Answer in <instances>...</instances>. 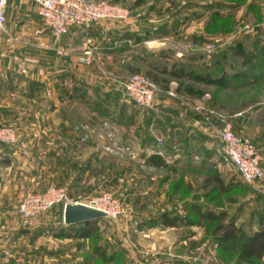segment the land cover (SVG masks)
<instances>
[{"label":"rangeland","instance_id":"1","mask_svg":"<svg viewBox=\"0 0 264 264\" xmlns=\"http://www.w3.org/2000/svg\"><path fill=\"white\" fill-rule=\"evenodd\" d=\"M205 1L118 0L113 4L129 12L126 22L114 23L148 27L149 33H152L150 36L158 38L155 41L159 44L165 42V47L173 48L172 55L183 60L182 63L191 61L196 67L211 66L218 71L222 67L229 73L240 71L248 75V78L231 82L224 88L194 85L191 80L182 79L183 85L193 84L195 88L204 90L205 95L201 99L177 94L178 82L173 81L176 85L172 84L168 92L154 83L157 90L150 107L156 99L164 98L159 97L164 93L167 95L165 98L181 105L182 111L193 114L191 116L207 132L204 134L207 139L195 141V146L184 154L172 153L161 129L144 130L142 124L147 117L142 112L144 108L137 106L124 91L123 83L131 75L147 77L146 73L150 71L148 62L155 61L159 70L161 60L166 57L165 51L154 53L151 60L147 57V62L142 61L141 52H137V58L131 61H117L97 54L99 47L89 38V65L96 63L98 58L105 59L94 65L106 72L118 89L114 92L124 97H105L106 103L98 111L89 104L87 117L82 121L75 117L73 111L69 124L83 129L82 138L89 142L88 147L81 150V155L78 151L73 156L71 150L67 151L61 145L57 152L62 155V160L73 157L72 164L60 160L56 166L46 164L41 167L40 178L33 182L29 191L42 192L54 186L64 190L68 203L88 204L92 199L109 197L111 202L103 206L115 215L97 220L96 229L89 238L56 236L54 255L48 225L46 229L36 228L33 223L43 213L55 210L56 231H59L65 225L63 203L29 218L18 214L25 225L24 242H19L17 246L16 231L13 232L10 227L4 230L8 240L3 253L10 255L9 264H17L12 259L16 256L23 259L19 264H237L235 258L228 259L205 237L201 225L169 227L160 223L164 212L183 213L180 208L182 203L191 200L192 194L199 192L201 185L206 187L210 177L221 178L232 187L241 184L238 190L234 187L229 195L226 194L239 198L235 204H229L230 214L240 206L243 215L238 222L255 219L251 207L264 209V177L256 182L254 188L242 183L218 143V130L229 124L236 136L248 139L257 148L264 166V0H235L239 4L225 8L223 11L229 13L212 22H209L210 9L196 4ZM142 17L146 22L140 19ZM130 18L133 22L129 21ZM238 47L244 53L241 58L234 53ZM215 61L216 66L213 64ZM136 69L139 72H135ZM153 71V74L158 72L156 69ZM80 108L78 106L79 111ZM82 108L84 110V104ZM134 110L137 111L135 123L132 116L129 118ZM59 120H56L57 126L60 125ZM118 132L123 133L122 137L130 136V144L127 140L121 141ZM135 134L136 138H133ZM144 141L150 142L147 144ZM156 151L162 152L167 159L166 167L145 163L144 154ZM73 161L79 163L75 165ZM80 174L83 175L81 181L71 180L72 175ZM187 183L191 184V190L185 189ZM258 199H261L260 202H257ZM255 216V221H258V215ZM73 227L78 229L79 226Z\"/></svg>","mask_w":264,"mask_h":264},{"label":"crops","instance_id":"2","mask_svg":"<svg viewBox=\"0 0 264 264\" xmlns=\"http://www.w3.org/2000/svg\"><path fill=\"white\" fill-rule=\"evenodd\" d=\"M107 1L115 3L118 0ZM131 18L129 21L133 22ZM140 19L146 22L143 17ZM148 30L142 25L104 21L89 28L71 27L66 35H56L45 26L35 2L8 0L4 30L0 33V122L15 127L17 139L11 144H0V264H9L10 259V255L3 253L8 240L4 231L7 227L16 231V236L14 233L13 236L16 237L17 246L19 242H24L25 225L18 216L17 206L23 195L31 190L29 187L33 186V182L39 180V169L46 164L56 166L60 160L65 164L71 163L73 157L62 160V155L57 152L61 145L65 146V150H71L73 156L78 151L81 155V150L88 147L89 142L82 138L83 129L70 125L69 116L74 111L75 117L82 121L87 117L89 104L98 111L106 103L105 97H124L114 92L118 89L108 79L106 72L94 65L105 60L102 56L103 60L98 58L99 62L91 65L83 61L84 42L91 38L99 47L97 54L107 55V59L131 61L137 58V52H141L151 60L154 53L165 51L164 62H184L172 55L173 48L165 47V42L159 44L155 41L158 38L150 36L152 33ZM151 43L159 46L151 47ZM172 84L176 85L171 81L169 90ZM159 97L164 98L156 99L152 107L142 109L147 116L142 124L144 130L161 129L167 137L168 149L171 148L172 153L177 155L186 153L187 149L195 146V141L207 139L204 135L207 132L191 116L192 113L182 111L181 105L165 98L167 95L164 93ZM78 106H81L80 111ZM136 113L134 110L129 116H132L134 123ZM57 119H60L59 126L56 125ZM117 134L121 141L127 140L130 144V136L122 137L123 133L120 132ZM133 138H136V134ZM78 163L73 161L75 165ZM82 178L81 174L71 176V180L81 181ZM261 208L251 207L255 219L240 222L252 223L250 228L255 229V215H264ZM246 211L248 213V209ZM56 221V211L50 210L33 223L36 228L46 229L48 225L54 255ZM12 259L17 264L23 262L20 256Z\"/></svg>","mask_w":264,"mask_h":264},{"label":"trees","instance_id":"3","mask_svg":"<svg viewBox=\"0 0 264 264\" xmlns=\"http://www.w3.org/2000/svg\"><path fill=\"white\" fill-rule=\"evenodd\" d=\"M229 1L230 2L226 0H206L205 3L198 2L196 4H198V6L201 5L204 9H210L209 22H212L216 18L229 13L228 11H223L225 8L239 4L235 0ZM178 14H180V11ZM234 53L240 58L244 56L241 47H238ZM141 58L142 61H146L147 57L143 55ZM192 59L193 58H191V60ZM161 61L162 67L159 68V70L157 69L155 61H152L153 63L150 61L151 64L149 62L148 65L146 64L150 70L146 73L147 77L165 91L169 90L171 81L178 82L175 89L177 94L196 99H201L205 95V92L203 89L195 88V84L224 88L231 82L248 78V75H245L246 73L242 74L240 71L229 73L222 67H220L218 71L216 68H214V70L211 69V66L206 68H203L202 65L196 67L197 65L191 61L184 64L177 62L168 63L164 62V59ZM216 62L217 61L213 63L215 66L217 65ZM245 64L246 62H244V65ZM154 69L158 71L156 72L157 75L152 73ZM201 69H203V71H201ZM135 72H139V69H136ZM160 75L163 77H160ZM185 78L191 80L194 85H183L181 80ZM143 158L145 163L151 166H167V159L160 151H156L149 155L144 154ZM262 168H264V166H262ZM207 181L208 185L206 187L201 185L199 187V192H194L192 194L191 200L182 203L180 208L183 209V213L179 214L176 211L174 214L171 212H164L160 216V223L169 227L201 225L205 237L213 242L219 251L223 252L228 259L235 258L237 264L242 262L264 264V215H259V220L256 221L257 224L255 229L250 228L252 223L238 222L241 215L240 206L237 211L230 214L229 204H235L237 200L239 201V198L236 196H227L226 194L229 195L232 188L236 187L237 189L241 184L237 183L238 186L234 185V187H232L233 185L231 186L225 183L218 177H210ZM210 183L213 184L210 185ZM178 184L180 185L179 182H177V186H179ZM185 189L191 190V184L187 183ZM96 221L72 226L64 225L59 231H56L55 235L69 238H89L96 229ZM73 226L79 227L78 229H73ZM102 258L105 261L107 260L103 253Z\"/></svg>","mask_w":264,"mask_h":264},{"label":"built area","instance_id":"4","mask_svg":"<svg viewBox=\"0 0 264 264\" xmlns=\"http://www.w3.org/2000/svg\"><path fill=\"white\" fill-rule=\"evenodd\" d=\"M27 1L36 3L38 15L45 26L56 35H66L71 27L89 28L104 21L124 23L129 17L127 9L105 0ZM7 2L8 0H0V33L4 30ZM90 43L91 39L88 38L83 45V61L87 64L90 63L88 60ZM123 87L127 97L132 99L137 106L146 108L153 104L157 87L147 77L133 74L123 83ZM230 127L229 124H225L218 130V143L221 151L237 171L242 183L254 188L256 182L264 177L261 155L248 139L236 136ZM16 139V128L3 125L0 122V144H11ZM68 202L63 189L49 186L42 192L27 191L17 206V213L22 217L29 218L46 212L58 204L63 203L64 206ZM110 202V198L106 197L103 200L92 199L87 205L102 210L109 216L115 215L110 209L103 206Z\"/></svg>","mask_w":264,"mask_h":264},{"label":"water","instance_id":"5","mask_svg":"<svg viewBox=\"0 0 264 264\" xmlns=\"http://www.w3.org/2000/svg\"><path fill=\"white\" fill-rule=\"evenodd\" d=\"M151 47L159 46L157 43H151ZM110 217L102 210L83 203H66L63 206V223L66 226L78 225L90 221H96Z\"/></svg>","mask_w":264,"mask_h":264}]
</instances>
